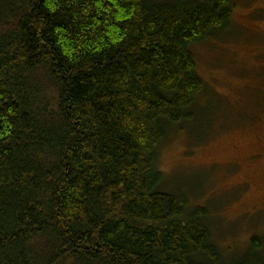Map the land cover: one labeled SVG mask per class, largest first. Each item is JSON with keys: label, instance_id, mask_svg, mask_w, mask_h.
<instances>
[{"label": "trees", "instance_id": "16d2710c", "mask_svg": "<svg viewBox=\"0 0 264 264\" xmlns=\"http://www.w3.org/2000/svg\"><path fill=\"white\" fill-rule=\"evenodd\" d=\"M234 5L0 0V264H264L256 235L224 259L157 166Z\"/></svg>", "mask_w": 264, "mask_h": 264}, {"label": "rangeland", "instance_id": "374dc122", "mask_svg": "<svg viewBox=\"0 0 264 264\" xmlns=\"http://www.w3.org/2000/svg\"><path fill=\"white\" fill-rule=\"evenodd\" d=\"M231 28L191 51L205 90L192 123L172 126L159 145L163 190L203 209L222 257L242 256L254 235L264 243V0H232Z\"/></svg>", "mask_w": 264, "mask_h": 264}, {"label": "flooded vegetation", "instance_id": "af4514ba", "mask_svg": "<svg viewBox=\"0 0 264 264\" xmlns=\"http://www.w3.org/2000/svg\"><path fill=\"white\" fill-rule=\"evenodd\" d=\"M257 141L259 143V150L250 155V159L253 161L264 157V130L262 131L261 135L257 136Z\"/></svg>", "mask_w": 264, "mask_h": 264}]
</instances>
